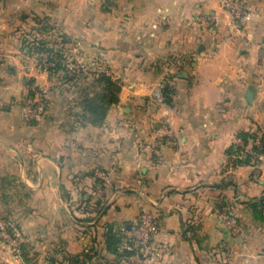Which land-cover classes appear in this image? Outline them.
I'll use <instances>...</instances> for the list:
<instances>
[{"label": "crops", "instance_id": "obj_1", "mask_svg": "<svg viewBox=\"0 0 264 264\" xmlns=\"http://www.w3.org/2000/svg\"><path fill=\"white\" fill-rule=\"evenodd\" d=\"M244 1L259 16L236 27L227 0H125L124 11L103 0H0V225L37 264L87 253L89 264H114L107 226L133 224L137 201L157 212V240L170 247L155 264H264V225L250 207L264 193V150L257 168L227 154L239 131L264 135V0ZM37 20L64 36L67 58L109 60L122 86L103 124L83 123L77 105L93 74L58 81L39 67L28 46ZM34 87L49 105L29 123L20 105ZM161 122L168 131L144 149ZM231 215L238 230L224 223ZM0 264H26L1 229Z\"/></svg>", "mask_w": 264, "mask_h": 264}, {"label": "trees", "instance_id": "obj_2", "mask_svg": "<svg viewBox=\"0 0 264 264\" xmlns=\"http://www.w3.org/2000/svg\"><path fill=\"white\" fill-rule=\"evenodd\" d=\"M39 20H37V23ZM38 32V37L29 44H32L30 48L36 53L46 52L49 55L50 60H55L56 65L51 69L52 74L62 71L63 78L66 80H74L78 78L79 75H82V70H75V73L66 69L63 65V60L66 58L64 54V43L65 38L63 35H60L51 25L46 24L43 20H40ZM36 42V43H35ZM80 71V72H78ZM91 84L87 87H82L80 91V99L77 105L81 108L80 118L83 123H89L92 125H101L103 124L107 112L112 105L119 102V93L121 90V84L119 81L113 78L112 75L106 74L103 72L93 73L91 78ZM172 79H169L168 84L163 89V94L165 97V102L171 104V93H172ZM90 88V89H89ZM34 92L30 90L29 94ZM47 105L49 101L47 100ZM48 107V106H47ZM34 123V122H31ZM242 141V144L234 143L229 146L227 149V154L231 156L233 164L236 165H248L253 163V160H257V155L261 154L264 150V135L261 137L260 145L254 143L255 132L253 131H239L236 135ZM252 143V144H251ZM250 144V145H249ZM244 150L245 156L242 158H233L232 156L239 151ZM252 151H255L257 155H253ZM250 207L261 219L264 225V193L262 196L250 204ZM101 207H99V211ZM240 223V222H239ZM114 225L107 226L105 233V247L107 252L110 253L115 261L114 264H120L123 258H129L134 255L133 251H120V245L123 243L126 236L118 229H114ZM126 226V225H125ZM8 232L14 235V231L9 229ZM20 256L26 262V264H37L34 260V256H31L24 242L19 244ZM66 259L69 261V264H89L91 260L90 254H76L68 255Z\"/></svg>", "mask_w": 264, "mask_h": 264}, {"label": "built area", "instance_id": "obj_3", "mask_svg": "<svg viewBox=\"0 0 264 264\" xmlns=\"http://www.w3.org/2000/svg\"><path fill=\"white\" fill-rule=\"evenodd\" d=\"M226 4L230 9L232 22L236 27H245L253 18L259 16V14L255 10L247 8V6L244 5L241 0H227ZM204 20L211 24L213 23V21H215V18L213 15H210L205 17ZM37 56L39 58L40 66L49 74H52L51 69L56 65L55 60H50L49 55L46 52L38 53ZM69 60L70 59H68L67 57L63 60L62 63L64 67L72 72L78 70L79 67ZM89 61L90 62L87 65V68L89 70H92L91 72H103L108 74V70L106 69V67H104V65L98 63V59L90 57ZM81 66L84 67L83 65ZM31 91H33L34 93H28L25 97H23L20 105L21 117L25 122L29 123L39 121L45 114L48 106V98L45 89L34 87ZM162 100L163 98L159 95V101ZM164 127L155 131V135H153L152 141L148 143L150 145H147L148 150L154 148L159 142H161V135H163L166 131V127ZM162 131L163 134H161ZM255 135L256 137L254 143L256 141V138L259 139L258 130L255 131ZM234 143L242 144V141L239 138H235ZM243 156H245L244 150H241L239 151V153L233 155L234 158H242ZM98 174L104 179H106L108 176V173L106 172L99 171ZM137 205V220L131 225H123L120 227V231L126 236V238L120 245L119 249L120 251H133L134 255L131 257L138 258L142 264H155L170 251V247H168V245H166L165 243L159 242L157 240V235L159 232V215L157 214V212L151 209L142 201H137ZM224 223L227 227L233 230H238L240 228L238 218L232 215L226 216L224 218ZM0 229L3 239L8 243L13 251L17 255H19V235H16L15 233L14 235L10 234L5 226H2V224L0 225Z\"/></svg>", "mask_w": 264, "mask_h": 264}, {"label": "rangeland", "instance_id": "obj_4", "mask_svg": "<svg viewBox=\"0 0 264 264\" xmlns=\"http://www.w3.org/2000/svg\"><path fill=\"white\" fill-rule=\"evenodd\" d=\"M104 2H103V6H104V9L105 10H111V8H115V9H118V10H120V11H124L125 10V0H103ZM242 2H243V4L244 5H248L247 3H246V1H244V0H241ZM247 8H249L248 6H247ZM117 10V11H118ZM228 10H229V12H230V9L228 8ZM116 11V13H118L119 14V17L117 16L116 17V19L114 20V21H117V18L118 19H121V17H123V16H121L120 17V15L122 14L121 12H117ZM115 17V16H114ZM232 19V18H231ZM208 23V22H207ZM209 24V23H208ZM242 27H244V26H242ZM71 53H72V55L70 56V62H72L73 64H75V65H77L78 67H79V69L78 70H85V71H88V73H91V74H93L94 72H91L92 70H89L88 68H87V65L89 64V58L90 57H94V58H96V59H98V63H100V64H102V65H104V67H106V69L108 70V74H112L111 73V68H110V64L108 63L109 62V60H107L103 55H101V54H98V53H90V52H88L87 54H84L83 56H81L82 54H79L78 55V52H79V50L78 51H70ZM36 55H38V53H36ZM75 55H77V57L75 56ZM38 57V56H37ZM66 57V56H65ZM39 59V58H38ZM38 62H39V60H38ZM39 67L42 69V70H44L41 66H40V62H39ZM81 65H83L84 67H82ZM47 72V71H46ZM61 72V71H60ZM60 72H58V73H56V74H49V75H51V76H53V77H55L58 81H60V80H65V79H62V77L63 76H61V74H59ZM78 72H80V71H78ZM64 73H62V75H63ZM84 74V73H83ZM82 74V75H83ZM113 75H114V73H113ZM116 76V75H115ZM81 78L83 79V76H81ZM114 78V77H113ZM114 79H116V78H114ZM75 80V79H74ZM87 80V81H86ZM86 83H84L83 82V84L80 86V87H77V88H79L78 89V93H79V97H78V99H80V91H81V89H82V87H87V85H89V84H91L92 82V80L90 79V78H86ZM117 81H119V83L121 84V81L120 80H118V79H116ZM73 81V80H72ZM76 82V81H75ZM73 83V82H72ZM121 86H122V84H121ZM43 89V88H42ZM90 89V88H89ZM162 124H161V127H157V129L156 130H158V129H160V128H163L164 126L166 127V131L164 132V134L168 131V125L166 124V122H161ZM164 127V128H165ZM256 130H258V132H259V139H257L256 138V141H255V143L257 144V145H260V140H261V136H263V133L259 130V129H256ZM151 134L152 135H155V130L153 131V132H151ZM149 141H152V140H149ZM149 141L148 142H146L144 145H143V148L144 149H147V145H150V144H148L149 143ZM152 144V143H151ZM250 145V144H249ZM252 154L253 155H256L257 153L255 152V151H252ZM244 157V156H243ZM259 157V156H258ZM258 161H256V160H253V163H252V165L254 166V167H259L261 164H258L257 163ZM260 162V161H259ZM17 235V234H16ZM12 236V235H11ZM19 241L20 242H22V239L19 237ZM20 242H19V244H20ZM7 243V242H6ZM8 244V243H7ZM10 247V246H9ZM12 249V248H11ZM14 252V251H13ZM19 255H20V253H19Z\"/></svg>", "mask_w": 264, "mask_h": 264}, {"label": "water", "instance_id": "obj_5", "mask_svg": "<svg viewBox=\"0 0 264 264\" xmlns=\"http://www.w3.org/2000/svg\"><path fill=\"white\" fill-rule=\"evenodd\" d=\"M252 96H253V92L251 89L247 90V98L251 101L252 99ZM120 264H124L123 262L120 263Z\"/></svg>", "mask_w": 264, "mask_h": 264}]
</instances>
